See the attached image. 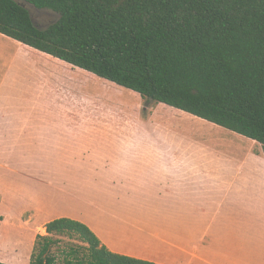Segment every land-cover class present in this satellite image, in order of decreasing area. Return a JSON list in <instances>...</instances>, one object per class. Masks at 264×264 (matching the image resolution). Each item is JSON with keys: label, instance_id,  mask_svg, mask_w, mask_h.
Returning a JSON list of instances; mask_svg holds the SVG:
<instances>
[{"label": "rangeland", "instance_id": "obj_1", "mask_svg": "<svg viewBox=\"0 0 264 264\" xmlns=\"http://www.w3.org/2000/svg\"><path fill=\"white\" fill-rule=\"evenodd\" d=\"M16 1L40 28L60 17ZM53 116L93 118L87 126L96 129L53 153L41 146L61 139L43 131ZM175 116L61 60L41 63L0 33V261L29 264L48 243L45 225L67 217L113 252L161 264H264L263 146L192 114L181 113L177 124ZM42 160L98 171L65 172L66 180L81 176L83 189L45 197L46 177L23 171ZM51 237L47 254L59 260L84 245Z\"/></svg>", "mask_w": 264, "mask_h": 264}, {"label": "trees", "instance_id": "obj_2", "mask_svg": "<svg viewBox=\"0 0 264 264\" xmlns=\"http://www.w3.org/2000/svg\"><path fill=\"white\" fill-rule=\"evenodd\" d=\"M24 1L58 21L40 28L24 5L0 0V33L41 63L61 60L167 105L176 124L192 114L264 148V0ZM45 227L48 243L29 264H161L113 252L71 218ZM51 235L84 245L59 260L47 254Z\"/></svg>", "mask_w": 264, "mask_h": 264}, {"label": "crops", "instance_id": "obj_3", "mask_svg": "<svg viewBox=\"0 0 264 264\" xmlns=\"http://www.w3.org/2000/svg\"><path fill=\"white\" fill-rule=\"evenodd\" d=\"M44 123H46L47 125H51L50 127L46 126L43 128L44 133L45 131L46 133L50 131H55V133H59L61 139H55L52 141L48 140L46 142L47 144L45 143L41 146L46 147L47 149H49V151L53 150L52 152L56 153V149L65 146L67 143H69V140H71L72 137L87 135L92 130H95L96 129L95 127L87 126V124L97 123V121H95V119L93 118L78 117L75 119H71V118L53 116V117H46ZM98 123H105V122L100 121ZM41 164H42L41 166H30V165L26 166L24 167L25 170L23 169V171L25 172L28 171L29 173H32V171L40 172L44 175V177H46V179H43L39 183V189H40L39 194L45 197L48 196L63 197L66 194L75 193L83 189L82 187L83 182L81 176L77 175L75 178L72 177L71 179L66 180L64 175L65 172L71 171L74 173L75 172L89 173L90 171H98L97 170L98 167H89L86 166L84 163L80 165L79 163H74L71 166L66 167L67 169H65L64 165L60 167L55 163L50 162L49 160H42ZM102 178H107V176L104 174L102 175ZM87 179L85 182L88 181ZM35 187H37V185L33 187L34 191H35Z\"/></svg>", "mask_w": 264, "mask_h": 264}]
</instances>
